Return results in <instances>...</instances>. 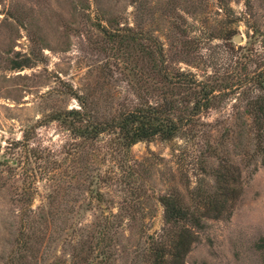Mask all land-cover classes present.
I'll list each match as a JSON object with an SVG mask.
<instances>
[{
  "label": "rangeland",
  "instance_id": "374dc122",
  "mask_svg": "<svg viewBox=\"0 0 264 264\" xmlns=\"http://www.w3.org/2000/svg\"><path fill=\"white\" fill-rule=\"evenodd\" d=\"M161 70L212 88L211 106L176 137L132 146L121 187H138L143 203L130 221L119 209L130 193L108 179L122 169L111 135L85 142L51 116L80 107L73 92L100 120L156 103ZM263 72L264 0H0V264H71L87 254L74 240L111 206L124 214L113 264H146L164 226L157 197L173 190L202 214L226 208L203 217L184 264H264V154L251 110L264 106ZM100 174L102 205L87 191ZM43 207L30 218L28 255L16 258L27 211Z\"/></svg>",
  "mask_w": 264,
  "mask_h": 264
},
{
  "label": "trees",
  "instance_id": "16d2710c",
  "mask_svg": "<svg viewBox=\"0 0 264 264\" xmlns=\"http://www.w3.org/2000/svg\"><path fill=\"white\" fill-rule=\"evenodd\" d=\"M119 35L117 34V36ZM130 36L133 39L138 38L135 34ZM157 52L158 54L163 53L161 49H158ZM161 74L164 77L165 87L161 88L162 99L156 103L146 104L139 101L131 107L111 114L105 120H100L94 118L92 108L88 106L85 97L73 92L80 107L60 110L51 116V119L60 121L76 138L85 142L96 141L104 134L111 135V154L115 159L122 156V169L120 172L116 171L117 174L114 173L108 179L114 183L117 181L120 187L123 178H127L133 170L129 158L133 145L150 141L155 137L170 140L189 125L196 114L211 106L212 88L197 82L193 77L189 78L188 74L181 73L179 76L189 79L181 80L180 78L176 81H173L164 70H161ZM262 78L264 77L262 76ZM262 84L264 85V79ZM183 92L185 93L183 94ZM251 110L254 114L256 148L258 153L264 154V121L261 117V114L264 113V106L260 101H256L252 104ZM105 179H107L106 176L102 174L96 175L88 182L87 187V191L93 198H96L100 205L107 203V200L105 195L101 191L95 190L92 185L99 184ZM124 183L121 191L125 193L128 191L130 196L123 199L119 209L126 211L129 220L134 221L135 214L142 209L143 202L139 196L134 197L138 187L133 186L131 182L125 181ZM127 186H129L128 189ZM56 194V189L50 190L48 204L55 202ZM157 200L163 206L164 226L160 234L151 236L145 248L143 255L146 264H184L185 257L196 240L195 229L204 227L203 217L213 215V217L219 218L226 211L224 203L221 205L217 203L213 204L212 210L202 214L199 210L188 206L180 193L174 190L159 195ZM108 202H113L111 205L115 203L110 200ZM44 208L46 207L41 208L38 212L27 211L28 218H26L29 227L21 236L24 250H20L21 256L16 258L25 259L28 255L24 253L29 249L30 245L28 244L33 238L32 219L30 218L40 214ZM123 216L122 211L115 212L111 206L104 222L101 218L96 217L93 232L86 238L74 240L75 244L81 246L80 248L87 254L82 257L76 255L75 258H77L71 264H113L118 255L116 238L120 223L124 220ZM94 251H97L96 255H93Z\"/></svg>",
  "mask_w": 264,
  "mask_h": 264
},
{
  "label": "water",
  "instance_id": "95a60500",
  "mask_svg": "<svg viewBox=\"0 0 264 264\" xmlns=\"http://www.w3.org/2000/svg\"><path fill=\"white\" fill-rule=\"evenodd\" d=\"M241 38L240 35L236 36L235 40L238 41Z\"/></svg>",
  "mask_w": 264,
  "mask_h": 264
}]
</instances>
